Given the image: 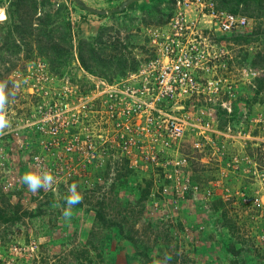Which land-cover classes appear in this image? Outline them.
Returning a JSON list of instances; mask_svg holds the SVG:
<instances>
[{"label": "rangeland", "instance_id": "374dc122", "mask_svg": "<svg viewBox=\"0 0 264 264\" xmlns=\"http://www.w3.org/2000/svg\"><path fill=\"white\" fill-rule=\"evenodd\" d=\"M37 1L36 16L45 11L70 24L74 50L62 75H52L32 40L21 42L14 30L22 22L11 0H0V83L6 85L8 121L0 133V264H150L142 251L150 261L171 256L168 264L264 263V3L239 5L247 16L259 13L239 31L243 36L217 34L230 93L215 104L201 101L195 116L213 119V131L199 135L191 129L178 147L190 181L182 193L164 192L160 187L171 180L141 170L139 163L131 166L114 150L93 158L75 147L68 153V135L40 134L35 125L47 113L57 117L54 107L44 105H58L62 91L82 86L84 94L97 78L79 65L78 39H119L142 64L153 56L149 36L156 28L140 21L143 11L164 20L175 2L137 0L134 9L99 17L74 0ZM81 1L109 10L125 0ZM9 30L12 49H4ZM35 157L47 169L36 168ZM29 171H50L52 188L33 194L22 179ZM72 183L83 202L66 220L64 197ZM144 190L156 201L148 195L142 204ZM100 210L110 226L98 219ZM16 212L20 218L13 221Z\"/></svg>", "mask_w": 264, "mask_h": 264}, {"label": "built area", "instance_id": "2783aa9c", "mask_svg": "<svg viewBox=\"0 0 264 264\" xmlns=\"http://www.w3.org/2000/svg\"><path fill=\"white\" fill-rule=\"evenodd\" d=\"M250 23L242 14L219 8L215 0H176L167 23L151 29V58L126 78H95L84 94L66 88L58 105H44L54 107L57 117L47 113L35 123L38 132L68 135V153L75 147L93 158L114 150L131 166L139 163L141 170L160 172L171 180L163 185L164 192L184 193L190 181L187 160L178 147L191 129L199 135L213 131V119L195 116L201 101L215 104L230 93L217 34L242 31ZM38 158L36 168L47 169Z\"/></svg>", "mask_w": 264, "mask_h": 264}, {"label": "trees", "instance_id": "16d2710c", "mask_svg": "<svg viewBox=\"0 0 264 264\" xmlns=\"http://www.w3.org/2000/svg\"><path fill=\"white\" fill-rule=\"evenodd\" d=\"M173 4L176 0H172ZM216 1V0H215ZM217 1L220 3H217ZM216 3L219 8L224 9L233 14H242L249 18L252 22L253 19H259V13L251 12L249 16L243 14V9L239 8V5L242 6L247 5L251 2L253 5L262 4L264 0H217ZM11 6L14 7L15 13L19 15L21 19V24L15 25L14 30L18 33L21 42H24L28 38L32 41L33 45L36 47L39 56L44 58L48 64L49 71L54 76H61L63 73L62 68L67 66L69 63L70 57H72L74 45L72 43V36L70 31V24L66 22H59L55 18V15H51L43 11L42 15L36 16L37 12V0H11ZM41 6L44 5L43 1L39 3ZM137 5V2L132 3L128 6L129 9H134ZM172 9V8H171ZM170 9V13L163 18L160 15H150L146 11H143L142 15L143 18L140 20L144 25L147 26H156L161 27L165 25L172 14ZM158 8H155V11ZM262 10V9H261ZM125 11V10H124ZM123 11V12H124ZM115 14H111L110 16H114ZM261 15V14H260ZM264 15V8L263 14ZM99 17H104L101 15H97ZM255 17V18H254ZM253 18V19H251ZM34 23L36 26H34ZM102 30L106 31L109 30V27H102ZM12 30H9L7 33V37L4 38L3 45L4 49H12L11 46L7 45L10 39V33ZM242 32H234L229 34L230 36H243ZM226 35V36H229ZM129 39V38H128ZM11 45L10 42H8ZM129 43H124L119 39H113L111 41L104 42L102 39V35L97 37L96 39L90 38H80L77 41L76 48H75V55L77 56V60L79 65L82 69L86 72L97 76L98 78H102L108 82H112L114 80H118L121 78H126L129 74L136 72L140 65L141 61H137V59L133 56L132 52L128 50ZM262 60H264V54L261 55ZM151 58V57H150ZM149 59V58H148ZM146 59V61L148 60ZM264 66V62L262 63ZM88 90L93 87V84L90 83ZM79 89L81 92L84 87H80ZM86 92V91H85ZM118 156V155H117ZM123 158V157H122ZM124 159V158H123ZM125 160V159H124ZM127 161V160H125ZM128 162V161H127ZM150 173V171H146ZM155 173V171L151 172ZM160 173V172H158ZM160 175H162L160 173ZM155 181L154 183H156ZM164 185V184H163ZM160 187V189L163 187ZM150 191L144 190L140 196L139 201L144 204L146 198L152 200L153 202L156 201L155 197H151ZM147 202V201H146ZM17 213V212H16ZM101 210L98 214V219L101 220L104 226H110V224L106 223L105 217L101 214ZM18 215V213H17ZM20 218L19 215L13 217V221ZM239 253V252H235ZM141 256L148 260L150 264H152V260L148 257L146 251H142ZM144 264H147V261H144ZM264 264V263H259Z\"/></svg>", "mask_w": 264, "mask_h": 264}, {"label": "clouds", "instance_id": "9594fccd", "mask_svg": "<svg viewBox=\"0 0 264 264\" xmlns=\"http://www.w3.org/2000/svg\"><path fill=\"white\" fill-rule=\"evenodd\" d=\"M5 86V84L0 83V133H3L4 128L8 125L5 114V105L7 102V96L4 91ZM22 179L27 185L28 190L33 194H35L41 188L46 190L51 189L55 181V177L50 171H44L42 173L29 171L25 173ZM77 188L78 185L76 183H72L71 185L67 186L68 194L64 197L66 207H64L62 212V217L66 220H70L73 216V207L83 202V196L77 191ZM54 206L59 207L60 205L56 204ZM170 260L171 256L166 255L163 260H153L152 264H168Z\"/></svg>", "mask_w": 264, "mask_h": 264}, {"label": "water", "instance_id": "95a60500", "mask_svg": "<svg viewBox=\"0 0 264 264\" xmlns=\"http://www.w3.org/2000/svg\"><path fill=\"white\" fill-rule=\"evenodd\" d=\"M82 9H84L85 11L91 12L93 14L96 15H101V16H105V15H111V14H116V13H120L123 12L130 4L134 3L137 0H125L123 1L118 7H115L113 9H109V10H98V9H94L92 7L87 6L83 1L81 0H74Z\"/></svg>", "mask_w": 264, "mask_h": 264}]
</instances>
